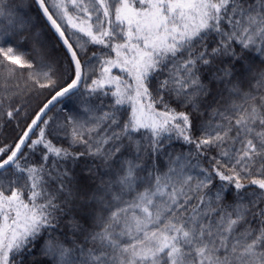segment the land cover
Masks as SVG:
<instances>
[{
  "label": "snow or ice",
  "instance_id": "snow-or-ice-1",
  "mask_svg": "<svg viewBox=\"0 0 264 264\" xmlns=\"http://www.w3.org/2000/svg\"><path fill=\"white\" fill-rule=\"evenodd\" d=\"M35 3L67 67L0 44V120L52 93L0 143V264H264V0Z\"/></svg>",
  "mask_w": 264,
  "mask_h": 264
},
{
  "label": "trees",
  "instance_id": "trees-1",
  "mask_svg": "<svg viewBox=\"0 0 264 264\" xmlns=\"http://www.w3.org/2000/svg\"><path fill=\"white\" fill-rule=\"evenodd\" d=\"M51 0H49V3ZM11 4V9L5 14V16L0 17V32H3L4 28L7 26L9 29L11 26L8 24L9 18H16L19 16H26L29 19V27L31 29L30 33H25L27 39H21L19 41L12 39L9 36H4L0 38V44L4 43L5 40H8L9 43L19 49V53L25 58L35 57L37 52L40 51L41 46L45 51H47L51 57L67 67V54L65 49L61 46V43L58 41L57 36L54 31L46 21L43 14L38 9L35 0H0V7L4 5ZM38 58V57H37ZM95 63V61H93ZM256 67H260L259 61H257ZM114 74H117V70H113ZM26 73L19 75L18 80L20 86L24 87V78ZM52 93L48 90H44L42 93H37L35 91L30 94L26 93L19 98V103L23 104L24 107L20 115L12 120L7 122L6 120H0V143H11L15 140L17 136L22 133V130L30 122L31 118L34 116L35 112L43 106V103L50 98ZM67 104V108H64V104ZM127 107V105H125ZM64 108L63 112H60V109ZM78 106L73 102L64 101L59 103L58 106L49 114L53 115L59 113L61 117L67 116L70 112L76 113ZM84 119L83 116L80 117ZM64 134L61 133V137ZM58 146L67 147L68 141L62 140ZM80 150L83 151V148L80 147Z\"/></svg>",
  "mask_w": 264,
  "mask_h": 264
},
{
  "label": "water",
  "instance_id": "water-1",
  "mask_svg": "<svg viewBox=\"0 0 264 264\" xmlns=\"http://www.w3.org/2000/svg\"><path fill=\"white\" fill-rule=\"evenodd\" d=\"M37 5V4H36ZM37 7H38V5H37ZM38 9L40 10V12L43 14V12H42V10L38 7ZM44 16V15H43ZM45 19H46V17H45ZM46 21H47V19H46ZM48 22V21H47ZM48 24L50 25V22H48ZM50 27H51V25H50ZM52 28V27H51ZM52 30L54 31V33H55V35L57 36V38H58V41L60 42V39H59V37H58V34L55 32V30L52 28ZM61 43V42H60ZM58 104L59 103H57V104H55V107L53 108V110L58 106ZM51 112H49V114H50Z\"/></svg>",
  "mask_w": 264,
  "mask_h": 264
}]
</instances>
